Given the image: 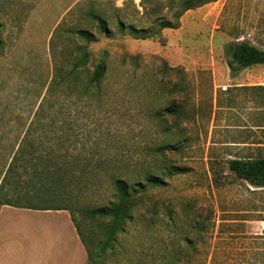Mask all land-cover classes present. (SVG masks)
Segmentation results:
<instances>
[{
	"label": "rangeland",
	"instance_id": "374dc122",
	"mask_svg": "<svg viewBox=\"0 0 264 264\" xmlns=\"http://www.w3.org/2000/svg\"><path fill=\"white\" fill-rule=\"evenodd\" d=\"M34 1L30 9L32 0H0L2 26L28 27L20 49L41 53L39 20L52 17L55 27L43 97L20 94L0 64V202L71 208L89 264H264V188L227 164L264 153L254 144L264 137L258 98L241 94L264 85V65L233 74L227 49L236 37L264 49V0H217L186 12L177 29L159 26L176 22L167 0L146 9L141 0ZM116 178L143 188L102 256L111 220L87 211L116 202Z\"/></svg>",
	"mask_w": 264,
	"mask_h": 264
},
{
	"label": "crops",
	"instance_id": "0c3cea01",
	"mask_svg": "<svg viewBox=\"0 0 264 264\" xmlns=\"http://www.w3.org/2000/svg\"><path fill=\"white\" fill-rule=\"evenodd\" d=\"M34 2H29L30 9L36 8ZM71 8L68 6L65 11ZM66 12L61 14L57 24ZM39 22V35L33 38V46L42 49L41 53L32 51L30 47L18 48L22 33L28 28L26 25L15 22L0 25V40H3L4 46L0 52V64L5 72L16 75L15 79L9 77L5 81H12L20 94L25 89L28 94L41 89L43 97L45 90L53 83V59L47 49L50 48L55 27L52 17L49 21L41 19ZM48 22L50 28L46 26ZM27 44L30 46L29 41ZM39 102L37 98L36 103ZM23 133L26 131L20 134ZM3 197L6 198L0 202V264H89L85 245L69 210H36L30 205L7 204L9 196Z\"/></svg>",
	"mask_w": 264,
	"mask_h": 264
},
{
	"label": "trees",
	"instance_id": "16d2710c",
	"mask_svg": "<svg viewBox=\"0 0 264 264\" xmlns=\"http://www.w3.org/2000/svg\"><path fill=\"white\" fill-rule=\"evenodd\" d=\"M217 0H167V7L168 9H173L175 7L174 17L176 22H172L170 19L162 18L159 20V26L161 29H177L180 24V19L182 16L190 11L198 9L206 4L216 2ZM147 0H141V6L146 9L147 8ZM92 17L96 18L101 26L105 25V21L103 17L99 15H92ZM1 25V24H0ZM74 31V30H73ZM70 32V31H69ZM77 32V31H76ZM79 35L82 37H86L88 42H94V38L90 33L87 31H78ZM1 42V40H0ZM228 52L231 57L228 65L231 71L234 73L240 72L242 70L252 68L258 65H264V49L253 44L250 41L243 40L240 41L239 37H236V41L231 42L228 47ZM87 59V58H85ZM78 66V63L76 64ZM104 67L102 65H98L97 70L95 71L94 79L99 82L101 79V75L103 74ZM248 93H252L256 95L258 98L257 110L258 115H260L261 124L257 125L259 130L264 132V85H255V86H242L241 87V94L247 95ZM263 141L259 140L254 144H258L259 148L263 149L264 147V137ZM246 143V142H243ZM13 163V162H12ZM12 163L10 167L12 166ZM228 167L230 171L234 172L235 175L244 180L251 185L257 188H264V153H259L257 156H237L231 155V157L227 160ZM10 167L8 171L10 170ZM8 171L6 174H8ZM54 172H51V174ZM6 178V175L4 179ZM3 179V181H4ZM147 182L151 185H158L160 182L159 177L149 175L146 178ZM114 184L116 186V202L111 204L110 206L106 207H99L89 209L87 214L93 218H100V219H110L111 224L108 228L104 243L101 248L102 256L107 254V251L113 247V244L116 240V237L119 233L124 232L125 225L127 221L132 219L131 212L133 208L136 206L135 196L137 193V186L143 188L140 184L138 185L137 182H129L127 180L118 179L114 180ZM52 192V191H51ZM7 196V195H5ZM10 204L11 201L7 200ZM19 205H29V204H19ZM33 206L36 210H69L71 213V217L75 227L77 228L78 234L85 245L87 254H88V261L92 260V252L89 251L87 242L81 232L80 225L76 219L75 212L67 207V206H40V205H30ZM23 207V206H22ZM28 208V207H26ZM168 264V263H164Z\"/></svg>",
	"mask_w": 264,
	"mask_h": 264
},
{
	"label": "built area",
	"instance_id": "2783aa9c",
	"mask_svg": "<svg viewBox=\"0 0 264 264\" xmlns=\"http://www.w3.org/2000/svg\"><path fill=\"white\" fill-rule=\"evenodd\" d=\"M244 38V37H243Z\"/></svg>",
	"mask_w": 264,
	"mask_h": 264
}]
</instances>
